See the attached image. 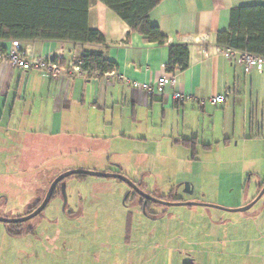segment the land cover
I'll list each match as a JSON object with an SVG mask.
<instances>
[{
    "label": "crops",
    "instance_id": "obj_1",
    "mask_svg": "<svg viewBox=\"0 0 264 264\" xmlns=\"http://www.w3.org/2000/svg\"><path fill=\"white\" fill-rule=\"evenodd\" d=\"M251 5H264V0H162L150 14L151 24L168 39L159 45L133 32L102 2L91 0L89 26L103 34L106 46L22 42L31 56L53 58L63 47L66 64L73 53L80 56L88 49L103 52L118 67L104 76L65 73L52 79L0 61V203L8 205L14 197L12 180L33 169L38 175L40 169H48L50 159L79 156L105 161L92 167L124 173L154 194L160 191L159 185L148 184L146 177L162 176L171 165H175V177L188 173L180 171L181 156L186 163H197L198 153L216 152L229 154L230 160L241 154L264 161V74L246 72L217 43L218 34L229 30L231 11ZM172 45L188 46L186 69L167 71ZM163 75L174 77L163 95L152 96L134 87L135 83H156ZM175 93L186 99L177 102ZM223 94L224 104L198 103ZM110 159L117 160L110 164L115 170L108 168ZM223 160L218 164L230 172L226 165L232 163ZM239 173L242 182L246 173ZM257 177L252 196L239 206L252 202L262 190L264 173ZM185 181L172 179L171 191L178 193ZM263 197L259 210L264 215ZM248 234L241 239L240 251H226L223 263L215 264H264V234L254 238ZM205 258L192 264H207Z\"/></svg>",
    "mask_w": 264,
    "mask_h": 264
},
{
    "label": "rangeland",
    "instance_id": "obj_2",
    "mask_svg": "<svg viewBox=\"0 0 264 264\" xmlns=\"http://www.w3.org/2000/svg\"><path fill=\"white\" fill-rule=\"evenodd\" d=\"M226 156L230 155L198 153L197 163H186L181 156L180 171L188 173L175 177V165H171V170L162 176H147L145 180L148 184L151 181L158 183L157 196L169 198L174 194L186 202L226 209L244 207L249 203L239 206L241 200L252 196L253 181L258 179V174L264 173V161L250 160L241 154L233 155L231 160ZM221 157L225 158L222 162L232 163L226 165L230 166V172L218 164ZM116 161H107L108 168L115 170L110 164ZM99 162L105 161L79 156L50 159L46 163L48 169H40L38 175L33 169L9 183L15 190L14 197L8 205L5 201L0 203V216H25L31 205L43 201L50 182L66 171L109 173L92 167ZM121 162L130 164L127 159ZM58 168L63 169L58 171ZM192 169L194 172L190 174ZM241 170L246 173L242 182ZM176 178L188 180L184 184L193 182V194L184 192L185 185L180 186L178 193L171 191V181ZM64 183L67 185L66 205L65 199H52L39 216L24 222V229L32 227L31 233L12 237L6 224L0 222V264H185L196 262L195 259L200 262L203 256L205 263L211 259L210 263L215 264L223 263L226 251H240L241 239L246 238L244 235L248 232L253 238L259 233L264 234V215L259 210L262 200L243 212L152 203L151 214L147 216L139 206L138 197L125 206L124 200L130 190L119 179L73 175ZM15 214L19 216L14 217ZM66 214L72 216L68 218ZM210 253L211 258L207 256Z\"/></svg>",
    "mask_w": 264,
    "mask_h": 264
},
{
    "label": "trees",
    "instance_id": "obj_3",
    "mask_svg": "<svg viewBox=\"0 0 264 264\" xmlns=\"http://www.w3.org/2000/svg\"><path fill=\"white\" fill-rule=\"evenodd\" d=\"M98 1L105 4L133 32L143 36L147 41L159 45H164L167 42L168 39L160 28L150 22L151 12L162 0ZM90 3L91 0H0V42L8 43L12 40L21 42L58 41L83 47L106 46L103 34L89 26ZM217 43L219 46L252 55H264V5L234 8L231 11L229 30L218 34ZM1 46L5 47L6 45L1 44ZM80 59L82 70L88 74L97 72L99 76H104L115 72L118 67L115 62L106 58L103 52L84 49ZM188 64V46L172 45L167 71L174 72L177 68L184 70ZM263 187L264 184L261 188ZM59 190L54 192L51 200L57 198V195H62ZM133 198L125 199V204ZM161 199L166 201L181 200L175 199L174 194L169 198L161 197ZM41 203V200L36 201L35 205L30 206L26 215L36 210ZM150 204L151 202L147 201L145 209L143 207L147 216L150 215ZM6 227L12 237L29 234L33 230L32 227L24 229V223L6 224Z\"/></svg>",
    "mask_w": 264,
    "mask_h": 264
},
{
    "label": "built area",
    "instance_id": "obj_4",
    "mask_svg": "<svg viewBox=\"0 0 264 264\" xmlns=\"http://www.w3.org/2000/svg\"><path fill=\"white\" fill-rule=\"evenodd\" d=\"M23 43L19 40H12L8 42V46L2 47L0 44V61L9 64L13 67L19 68L23 71H39L47 74L52 79H57L65 73L70 75H77L88 72L82 70L81 55H71L73 58L64 64L65 49L62 47L53 58H42L31 56L28 47H23ZM223 52L235 60L237 63L243 65L246 72L256 71L264 74V55L256 56L247 52L224 48ZM92 76H99L97 72H92ZM174 77L168 78L163 75L156 83H135L134 87L143 88L149 95H163L164 87L167 84H174ZM174 99L184 101L186 97L181 93H175ZM226 102V95L211 96L208 99H200L198 103L201 106L211 104L217 106Z\"/></svg>",
    "mask_w": 264,
    "mask_h": 264
},
{
    "label": "water",
    "instance_id": "obj_5",
    "mask_svg": "<svg viewBox=\"0 0 264 264\" xmlns=\"http://www.w3.org/2000/svg\"><path fill=\"white\" fill-rule=\"evenodd\" d=\"M73 175H87V176H97V177H103V178H116L119 179L123 182H125L129 187H131L134 191L140 193L142 196H144L147 199L153 200L157 203H161L163 205L166 206H202V207H213V208H218L224 211H230V212H243V211H247L250 208H252L264 195V187L262 188V190L260 191V193L258 194V196L252 201L250 202L248 205L244 206V207H240V208H236V209H226V208H222V207H218V206H212L209 204H204V203H199V202H186V201H178V202H169V201H163L161 199H157L149 194L144 193L137 184H135L132 180H130L127 176L120 174V173H103V172H97V171H86V170H69L66 171L62 174H60L59 176H57L52 183L50 184V187L46 193L45 198L43 199L42 203L39 205V207H37L36 210H34L32 213L27 214L23 217H19V218H6L3 216H0V222H3L5 224H16V223H24L27 222L29 220H31L32 218L37 217L49 204V202L51 201V198L54 194V191L56 189V186L62 182V193L64 195V201H65V205L67 202V195H66V190H65V179L73 176ZM184 192L191 195L193 194V188L189 183H185V189Z\"/></svg>",
    "mask_w": 264,
    "mask_h": 264
},
{
    "label": "flooded vegetation",
    "instance_id": "obj_6",
    "mask_svg": "<svg viewBox=\"0 0 264 264\" xmlns=\"http://www.w3.org/2000/svg\"><path fill=\"white\" fill-rule=\"evenodd\" d=\"M121 181V180H120ZM123 182V181H122ZM134 182V181H133ZM125 183V182H124ZM135 184H137L138 186H139V188L144 192V193H146V194H149V195H151V196H153V197H155V198H157V199H161V197H163V196H157V195H155L154 193H150V192H147V191H144L142 188H141V186L137 183V182H134ZM129 187V186H128ZM60 189V190H59ZM67 189V185H65V190ZM60 191V193L62 192V182L61 183H59L57 186H56V189H55V191L54 192H57V191ZM129 192H128V195H127V197H126V199H128V198H131V197H134L132 200H130L129 202H134L136 199H137V197L140 199L139 200V206L143 209V207H144V209H145V207H146V205H147V201H150L151 202V204H150V208H151V205H152V203H157V202H155V201H153V200H150V199H147V198H145L144 196H142L140 193H138V192H136V191H134L131 187H129ZM136 195V196H133V195ZM187 194V193H186ZM189 195V194H188ZM57 198H61L62 200H64V195H63V193H62V195L60 196V195H57ZM174 198L175 199H179L176 195H174ZM144 199V200H143ZM161 200H163V199H161ZM163 201H166V200H163ZM179 201H186V200H184V199H181V200H179ZM169 202H178V201H169ZM124 203H125V200H124ZM157 204H161V203H157ZM128 205H129V203H126L125 204V206L126 207H128ZM163 205V204H162ZM164 206H166V205H164ZM150 208H149V211H150ZM72 214V213H71ZM151 214V213H150ZM66 216L69 218V217H71L70 215L68 216V214H66Z\"/></svg>",
    "mask_w": 264,
    "mask_h": 264
}]
</instances>
